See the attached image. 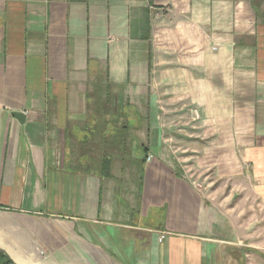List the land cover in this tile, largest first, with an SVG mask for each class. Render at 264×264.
Instances as JSON below:
<instances>
[{
    "label": "crops",
    "instance_id": "crops-1",
    "mask_svg": "<svg viewBox=\"0 0 264 264\" xmlns=\"http://www.w3.org/2000/svg\"><path fill=\"white\" fill-rule=\"evenodd\" d=\"M217 179L242 184L243 264H264V0H0L15 264H232Z\"/></svg>",
    "mask_w": 264,
    "mask_h": 264
},
{
    "label": "rangeland",
    "instance_id": "rangeland-1",
    "mask_svg": "<svg viewBox=\"0 0 264 264\" xmlns=\"http://www.w3.org/2000/svg\"><path fill=\"white\" fill-rule=\"evenodd\" d=\"M151 158L152 157H149L148 160H150ZM212 162L213 161L207 159L192 161V165L196 163L197 166L194 169H199V174L201 175L200 179L205 183V186L208 180H214V176L216 178H219L220 176L218 174L215 175V173L220 172L219 168H223V162H221L219 165V161H217L215 166L212 165ZM233 162V167L238 168L239 162ZM219 179H223V177ZM232 179H234V176H232ZM227 183L228 186L226 185L225 187H223L222 181L217 179L215 187L222 186V188L224 189L227 187L226 192H221L222 200L225 198V196L231 195L230 197L233 211L232 223H227V227H225V225H222L217 230L219 236H222L225 233L228 237L231 238V240L229 241L232 248H226L227 250L225 252L226 254L232 256V264H243V217H240L241 215H243V190L241 189L242 184L238 185L233 180ZM198 186L201 187L200 185Z\"/></svg>",
    "mask_w": 264,
    "mask_h": 264
},
{
    "label": "trees",
    "instance_id": "trees-1",
    "mask_svg": "<svg viewBox=\"0 0 264 264\" xmlns=\"http://www.w3.org/2000/svg\"><path fill=\"white\" fill-rule=\"evenodd\" d=\"M103 174L105 176H110V161H109V159H104ZM0 264H15V263L4 251L0 250Z\"/></svg>",
    "mask_w": 264,
    "mask_h": 264
},
{
    "label": "water",
    "instance_id": "water-1",
    "mask_svg": "<svg viewBox=\"0 0 264 264\" xmlns=\"http://www.w3.org/2000/svg\"><path fill=\"white\" fill-rule=\"evenodd\" d=\"M14 114H15V116H16L17 118H19L20 120H24V119H25V114L22 113V112H17V113H14Z\"/></svg>",
    "mask_w": 264,
    "mask_h": 264
},
{
    "label": "built area",
    "instance_id": "built-area-1",
    "mask_svg": "<svg viewBox=\"0 0 264 264\" xmlns=\"http://www.w3.org/2000/svg\"><path fill=\"white\" fill-rule=\"evenodd\" d=\"M165 238H166V234L164 233V234L161 235L160 240L162 241V240H164Z\"/></svg>",
    "mask_w": 264,
    "mask_h": 264
}]
</instances>
